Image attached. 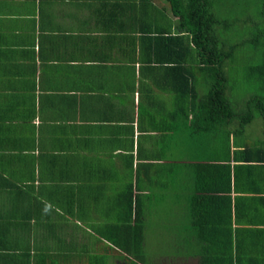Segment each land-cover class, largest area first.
<instances>
[{
    "label": "crops",
    "instance_id": "1",
    "mask_svg": "<svg viewBox=\"0 0 264 264\" xmlns=\"http://www.w3.org/2000/svg\"><path fill=\"white\" fill-rule=\"evenodd\" d=\"M123 1L0 0V264L128 263L110 240L128 172L167 146L142 108L172 98L140 91L170 73L139 66Z\"/></svg>",
    "mask_w": 264,
    "mask_h": 264
},
{
    "label": "trees",
    "instance_id": "2",
    "mask_svg": "<svg viewBox=\"0 0 264 264\" xmlns=\"http://www.w3.org/2000/svg\"><path fill=\"white\" fill-rule=\"evenodd\" d=\"M164 2L166 8L158 7L157 0L109 4L122 8L120 15L128 19L121 30L134 38L139 35V66L169 70L170 76L151 73L155 79H145L140 91L150 99L153 86L172 98L161 113L142 108L145 124L165 126L162 139L167 146L149 156L139 152V167L129 169L121 202L129 212L120 224H113L122 233L110 238L113 250L127 264L147 262L146 211L163 187L186 211L180 221L186 245L180 247L182 259L176 264H264V138L237 149L228 145L223 152L217 145L221 133L235 140L244 136L254 110L264 120V97L251 98L243 113L234 110L225 66L234 61L236 46L227 48L216 32L222 21L214 12V0ZM261 17L264 20V7ZM248 79L264 90V56ZM200 90L208 91L201 95ZM235 121L239 126L233 129ZM170 150L192 157L184 161L190 171L181 176L179 186L174 174H167L169 164L156 161Z\"/></svg>",
    "mask_w": 264,
    "mask_h": 264
},
{
    "label": "rangeland",
    "instance_id": "3",
    "mask_svg": "<svg viewBox=\"0 0 264 264\" xmlns=\"http://www.w3.org/2000/svg\"><path fill=\"white\" fill-rule=\"evenodd\" d=\"M214 1V12L216 17L222 21V25L216 28V32L227 48L236 46L234 61H229L225 66L229 81L227 96L234 110L243 113L247 111V103L251 98L264 97V90L260 88V85L256 81L248 79L252 76V68L259 65L262 56H264V20L261 17L264 1ZM156 4L158 7L166 8L164 0H157ZM207 91L204 90L201 93L200 90V93L205 95ZM254 117V121L246 127L244 136H239L238 140L227 134L225 137L224 133H221L217 141L219 150L223 152L228 145L237 149L244 143H255L263 139L264 120L256 110H254ZM236 124L239 126V121L232 124V126L234 125L233 129L236 128ZM146 154L151 155V153ZM169 157L170 164L167 174H174L175 184L179 186L181 176L189 174L188 171H190V169H186L187 165L184 164V161H188V158L192 157L186 156L184 152L169 153ZM152 174L155 175L153 170ZM190 177L192 179L191 175ZM153 179H156V176H153ZM159 179L161 178L159 177ZM157 192L159 197L151 199L152 203L148 204L149 209L146 211L145 248L147 249L145 254L148 257L145 264H169L170 262L176 264L182 259L180 247L186 245L180 222L186 211L183 210L182 205L175 202L174 197H169V189L165 191L162 187ZM12 226L14 229V225Z\"/></svg>",
    "mask_w": 264,
    "mask_h": 264
}]
</instances>
